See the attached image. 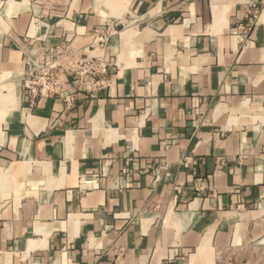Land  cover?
I'll return each mask as SVG.
<instances>
[{"label":"crops","instance_id":"obj_1","mask_svg":"<svg viewBox=\"0 0 264 264\" xmlns=\"http://www.w3.org/2000/svg\"><path fill=\"white\" fill-rule=\"evenodd\" d=\"M0 264H264V0H0Z\"/></svg>","mask_w":264,"mask_h":264},{"label":"built area","instance_id":"obj_2","mask_svg":"<svg viewBox=\"0 0 264 264\" xmlns=\"http://www.w3.org/2000/svg\"><path fill=\"white\" fill-rule=\"evenodd\" d=\"M115 34L111 30H98L94 45L104 46ZM108 63L101 57H84L73 50L65 40L47 48L36 62H29L27 70L21 75L25 94L32 96H58L62 93L60 71L73 72L80 86L89 88L96 95L105 88ZM71 98H66L70 102Z\"/></svg>","mask_w":264,"mask_h":264},{"label":"rangeland","instance_id":"obj_3","mask_svg":"<svg viewBox=\"0 0 264 264\" xmlns=\"http://www.w3.org/2000/svg\"><path fill=\"white\" fill-rule=\"evenodd\" d=\"M8 88H10V89L12 88V89L14 90V88H16V87L14 86V84L11 83L9 86L5 87V89H8ZM4 94L6 95V94H8V93L6 92V93H4ZM16 96H17V95H16Z\"/></svg>","mask_w":264,"mask_h":264}]
</instances>
